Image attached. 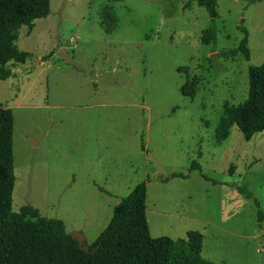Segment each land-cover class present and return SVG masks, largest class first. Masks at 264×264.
Returning a JSON list of instances; mask_svg holds the SVG:
<instances>
[{
	"label": "rangeland",
	"instance_id": "rangeland-1",
	"mask_svg": "<svg viewBox=\"0 0 264 264\" xmlns=\"http://www.w3.org/2000/svg\"><path fill=\"white\" fill-rule=\"evenodd\" d=\"M217 13L192 0H50L47 17L23 26L17 45L32 56L0 80V105L15 119L13 210L31 204L91 245L146 181L152 237L198 230L204 258L261 264L264 220L237 186L264 212V132L246 140L234 125L218 143L215 130L225 104L247 99L249 68L264 62V0H217ZM210 26L215 49L202 42ZM242 26L249 60L231 53ZM193 160L219 183L190 172Z\"/></svg>",
	"mask_w": 264,
	"mask_h": 264
},
{
	"label": "trees",
	"instance_id": "trees-1",
	"mask_svg": "<svg viewBox=\"0 0 264 264\" xmlns=\"http://www.w3.org/2000/svg\"><path fill=\"white\" fill-rule=\"evenodd\" d=\"M192 1L203 6L209 16L218 15L217 0ZM49 13L50 0H0V80L13 75L11 63L24 64L32 56L17 45L20 29L32 26L35 20ZM241 29L244 36L231 53L239 52L249 60V31L244 26ZM202 42L215 49V26L204 30ZM50 55L43 56V60ZM14 121L12 108L0 105V264H219L202 256L204 236L198 230H189L185 238L152 237L146 213V181L139 183L115 206L108 225L88 245V251L70 235L61 219L42 215L31 204L14 211ZM234 125L246 140L264 132V62L249 68L247 99L238 105L225 104L215 130L216 142L227 139ZM198 154L202 155L200 151ZM192 170H198L213 184L219 183L203 172L197 160L192 161L189 171ZM171 177L188 178L189 174L172 172ZM237 190L253 198L261 226L264 212L259 200L245 187L237 186Z\"/></svg>",
	"mask_w": 264,
	"mask_h": 264
},
{
	"label": "water",
	"instance_id": "water-1",
	"mask_svg": "<svg viewBox=\"0 0 264 264\" xmlns=\"http://www.w3.org/2000/svg\"><path fill=\"white\" fill-rule=\"evenodd\" d=\"M59 55L62 59H64L66 62H68L69 64H72L77 70H79L80 72L86 74V71L78 64L76 63L68 54L67 49L65 47H62L59 50ZM33 144H36L35 141H33ZM150 157L152 158L153 162L157 165V168L160 172H164L165 168L164 166L157 160V158L154 157L153 154H150ZM70 235L76 239L79 243V245L86 251L89 250V246L88 244L85 243V237L83 235V233L78 232V231H71L69 232ZM261 264H264V251L261 254Z\"/></svg>",
	"mask_w": 264,
	"mask_h": 264
},
{
	"label": "crops",
	"instance_id": "crops-1",
	"mask_svg": "<svg viewBox=\"0 0 264 264\" xmlns=\"http://www.w3.org/2000/svg\"><path fill=\"white\" fill-rule=\"evenodd\" d=\"M214 185H216V184H214Z\"/></svg>",
	"mask_w": 264,
	"mask_h": 264
}]
</instances>
